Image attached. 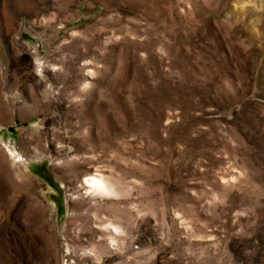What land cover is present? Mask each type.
Instances as JSON below:
<instances>
[{
    "label": "rangeland",
    "instance_id": "obj_1",
    "mask_svg": "<svg viewBox=\"0 0 264 264\" xmlns=\"http://www.w3.org/2000/svg\"><path fill=\"white\" fill-rule=\"evenodd\" d=\"M0 264H264V0H0Z\"/></svg>",
    "mask_w": 264,
    "mask_h": 264
},
{
    "label": "bare ground",
    "instance_id": "obj_2",
    "mask_svg": "<svg viewBox=\"0 0 264 264\" xmlns=\"http://www.w3.org/2000/svg\"><path fill=\"white\" fill-rule=\"evenodd\" d=\"M86 179L91 183V187L89 189L94 188L96 193H100L102 196H107L108 194H116V191L113 189L114 186L109 183L103 173L97 172L96 174L88 175ZM100 219L103 220V218ZM106 224L112 227L114 235H116V233H119L121 230V226L118 225L115 221L108 220L106 221ZM112 239H114V237H112Z\"/></svg>",
    "mask_w": 264,
    "mask_h": 264
}]
</instances>
